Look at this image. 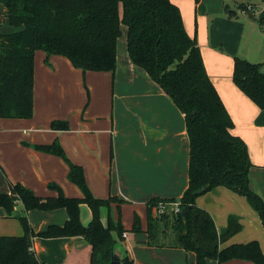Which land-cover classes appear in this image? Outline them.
Listing matches in <instances>:
<instances>
[{"label": "crops", "instance_id": "crops-1", "mask_svg": "<svg viewBox=\"0 0 264 264\" xmlns=\"http://www.w3.org/2000/svg\"><path fill=\"white\" fill-rule=\"evenodd\" d=\"M171 1L180 10L187 34L194 37L199 46L206 73L233 122L231 133L246 144L252 164L248 171L250 188L264 200V109L253 104L232 81L235 56L254 63L264 60L262 30L248 20L258 19L254 15L255 3L251 0H194L193 17L185 9L184 0ZM240 3L251 4L252 14L240 10ZM225 4L235 10V16H228L223 9ZM260 18L264 19L263 16ZM237 25L240 29L233 35V26ZM123 27L117 39L114 72L82 71L72 66L63 55L46 56L43 50H35L32 115L28 118L0 117V152L5 147L16 146L19 140L27 141L30 146L24 147L33 157V163L44 170L50 165L63 166L67 174L68 166L62 164L60 156L32 148L33 144L58 141L65 155L82 166L86 184L94 196H116L121 199L119 207L123 204L133 208L139 216L138 232L124 227L122 239L113 232L132 264H191L195 261V254L181 246L171 217L151 213L155 226L152 238L146 229L148 201L153 197L178 200L188 185L189 141L184 113L141 67L132 63L126 51L122 30L126 31V28ZM20 28L7 22L5 7L0 3V33ZM82 82H86L90 92L79 90ZM91 82H96L97 88L111 86V94H99V101H94ZM54 119L66 120L68 129H52L50 122ZM107 175L110 177L108 183ZM59 183L65 187L63 182ZM64 193L71 197L82 196L81 191L79 194L76 190ZM51 195H57V192L39 196ZM195 202L212 216L219 234L225 230L230 217L242 225L241 230L221 242L220 247L255 239L264 253V230L260 218L244 195L225 186H216L199 195ZM83 206L87 207L80 206V219L86 224L91 213ZM54 210L64 212L60 219L50 217L47 224H63L67 219L66 210ZM30 211L26 212L28 219ZM110 214L115 220V206ZM0 217L8 215L0 211ZM37 218L33 215V220ZM101 219L105 222L106 212L103 210ZM44 225L40 222L35 225L32 220L30 224L32 229H37L36 232L45 228ZM20 228L9 234H22L21 225ZM156 236L171 237L170 243L164 241L158 246L173 249L174 259L171 254H168L169 258L156 261L144 259L141 252L153 251L151 247L156 246ZM31 248L42 264H89L90 245L81 236L34 237ZM47 252H53V257L49 258ZM220 264L255 263L232 258Z\"/></svg>", "mask_w": 264, "mask_h": 264}, {"label": "trees", "instance_id": "trees-1", "mask_svg": "<svg viewBox=\"0 0 264 264\" xmlns=\"http://www.w3.org/2000/svg\"><path fill=\"white\" fill-rule=\"evenodd\" d=\"M5 19L20 29L0 33V117L28 118L32 115L33 58L41 49L46 56H65L82 71H110L116 68V45L125 26L127 54L141 67L184 113L189 141L188 185L179 197L180 210L174 214L173 228L185 250L193 251L191 264H220L232 258L264 264V253L255 239L243 243L219 244L240 229L228 218L219 234L212 216L196 205V198L216 186H225L246 197L259 214L264 228V200L249 185L252 165L245 142L231 133L233 122L203 65L199 46L187 34L179 8L171 0H0ZM249 6V7H247ZM240 10L252 14V5L240 3ZM228 16L236 15L228 4ZM261 21V20H260ZM264 67L260 63L234 57L232 81L260 108L264 109ZM50 127L68 129L66 120L54 119ZM36 150L63 158L68 166L67 178L82 193L80 197L63 194L55 182L47 187L56 196H38L19 182L9 184V192H0V206L9 213L16 201L23 206L17 214L22 234L0 235V264H42L31 248L34 237L81 236L90 245L89 264L108 263L115 243L113 232L122 239L119 203L117 217L110 214V200L99 198L88 188L82 166L72 162L58 141L34 144ZM173 198H151L147 203V232L153 237L155 226L152 207ZM86 205L91 217L80 219V206ZM64 208L63 224H48L34 231L26 212L31 209ZM184 209V213H182ZM106 212L105 222L101 212ZM159 215L158 217H165ZM131 230H140V218L133 215ZM125 264H132L127 256Z\"/></svg>", "mask_w": 264, "mask_h": 264}, {"label": "rangeland", "instance_id": "rangeland-1", "mask_svg": "<svg viewBox=\"0 0 264 264\" xmlns=\"http://www.w3.org/2000/svg\"><path fill=\"white\" fill-rule=\"evenodd\" d=\"M252 2L255 3L254 5V15L258 17V19H249V22L253 24L255 28H261V34L264 38V19L260 18L261 21L259 20V17L263 16L264 17V0H251ZM194 0H184L183 5H185V9L188 10L189 14L194 17ZM259 22L261 26H259ZM125 28V27H123ZM233 35L239 31L240 27L233 26ZM123 30V35H125V29ZM262 38L263 42V49H262V56L264 58V40ZM123 40V39H122ZM262 63H260L264 67V60H261ZM100 85L98 88L96 87V82H91V91L93 92L94 96V101H99V94L103 93H108L107 95L111 94V86L108 87H101ZM83 90L84 92L88 93V90L90 92L89 87L87 86L86 82H82V85L79 86V90ZM83 92H81L82 94ZM244 94V93H243ZM83 95V94H82ZM246 96V95H245ZM247 97V96H246ZM248 98V97H247ZM251 100L250 98H248ZM252 101V100H251ZM253 104L254 101H252ZM256 105V104H255ZM257 106V105H256ZM18 131V130H17ZM18 135V132H17ZM247 137L249 138V134L247 133ZM25 145L30 146V144L27 141H22L12 147H5L3 150L0 152V192H9V182L11 181H18L25 187L31 189L34 194L36 195H41L45 193H53L55 191L54 189H50L47 187L48 181L55 182L58 184L63 192L64 195H66L64 192H73L74 190L77 191V193L80 194V190L77 188L75 184L70 182L67 179V174L64 172V167L63 166H49L47 170H44L43 168H40L37 166L36 163H33V157L28 153L29 150L24 147ZM32 148H34V144L32 145ZM35 149V148H34ZM248 152V151H247ZM61 158V157H60ZM62 164H66L65 160L63 158L60 159ZM67 165V164H66ZM68 171V170H67ZM11 180V181H9ZM107 183L110 181L109 175H107ZM9 181V182H8ZM60 182H63L65 184V187H62L60 185ZM15 183V182H11ZM38 195V196H39ZM242 195V194H241ZM51 196H56V195H51ZM67 196V195H66ZM246 199V197H245ZM121 199L116 198V200H110V206L111 208L116 206ZM247 201V199H246ZM248 202V201H247ZM249 204V203H248ZM22 208V209H21ZM85 208V206H83ZM120 211H121V224L125 228H129L132 226V220H133V215L135 214V211L133 208L127 207L125 205L120 206ZM84 210L88 211V208L86 207ZM83 210V211H84ZM0 211L4 212L8 217H0V235H13L9 234L12 231H16V229H21L18 219L16 218L17 214H22L23 213V206L20 201H16L11 208V211L9 213L6 211V209L2 206H0ZM64 212L63 210L56 211V210H38V209H31L29 212L31 220L37 225L40 222V225H44L46 227L48 224V219L50 217H55L56 219H60V216ZM33 215H37L38 218L37 220H33ZM169 216L171 217L172 224H174V214H167L166 217ZM259 216V214H258ZM30 218L28 219L29 224H31ZM260 218V217H259ZM82 219H84V216L82 215ZM261 222V219H260ZM87 223V221L85 222ZM240 229L236 232L238 233L242 225L239 223ZM262 225V223H261ZM263 228V226H262ZM45 229V228H42ZM41 229V230H42ZM33 230H37L36 228H33ZM264 230V228H263ZM129 231V230H128ZM125 236V233H124ZM42 238V237H41ZM155 239V238H153ZM125 241H127L125 239ZM167 241L170 243L171 237L168 236L165 238V236H156V240L154 242L156 243V246H152L153 251L151 252H141L142 256L144 259H149L151 261H156L161 258L168 257V254H171V258H175V254L173 249L166 248L164 246H158L160 244H163ZM48 251V250H47ZM46 255H50L49 258L53 257L54 253L53 252H47Z\"/></svg>", "mask_w": 264, "mask_h": 264}, {"label": "built area", "instance_id": "built-area-1", "mask_svg": "<svg viewBox=\"0 0 264 264\" xmlns=\"http://www.w3.org/2000/svg\"><path fill=\"white\" fill-rule=\"evenodd\" d=\"M249 7V6H247ZM180 210V204L178 200L174 201H159L152 207V213L155 216L166 215V214H176ZM124 235V233H123Z\"/></svg>", "mask_w": 264, "mask_h": 264}, {"label": "water", "instance_id": "water-1", "mask_svg": "<svg viewBox=\"0 0 264 264\" xmlns=\"http://www.w3.org/2000/svg\"><path fill=\"white\" fill-rule=\"evenodd\" d=\"M261 71L264 72V68ZM182 213H184V209H182ZM113 236H114V234H113ZM114 239H115V243H114L113 248H112L111 260L108 263H103V264H125V262L123 260L124 257L126 256L124 253V250L122 249L118 240H116L115 236H114Z\"/></svg>", "mask_w": 264, "mask_h": 264}]
</instances>
